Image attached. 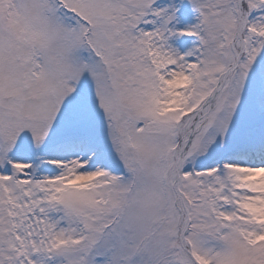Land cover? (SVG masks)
Wrapping results in <instances>:
<instances>
[{"label": "snow or ice", "instance_id": "snow-or-ice-1", "mask_svg": "<svg viewBox=\"0 0 264 264\" xmlns=\"http://www.w3.org/2000/svg\"><path fill=\"white\" fill-rule=\"evenodd\" d=\"M0 264H264V0H0Z\"/></svg>", "mask_w": 264, "mask_h": 264}]
</instances>
